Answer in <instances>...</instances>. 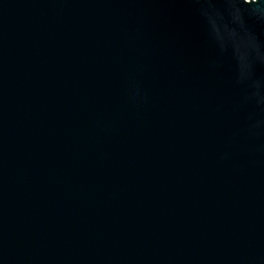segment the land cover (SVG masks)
<instances>
[{
  "label": "water",
  "instance_id": "obj_1",
  "mask_svg": "<svg viewBox=\"0 0 264 264\" xmlns=\"http://www.w3.org/2000/svg\"><path fill=\"white\" fill-rule=\"evenodd\" d=\"M0 264H264V0H0Z\"/></svg>",
  "mask_w": 264,
  "mask_h": 264
}]
</instances>
